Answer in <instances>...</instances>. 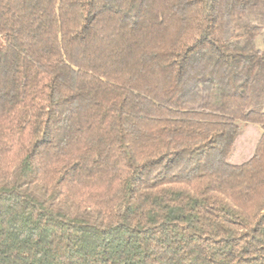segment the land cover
Instances as JSON below:
<instances>
[{"label":"trees","instance_id":"16d2710c","mask_svg":"<svg viewBox=\"0 0 264 264\" xmlns=\"http://www.w3.org/2000/svg\"><path fill=\"white\" fill-rule=\"evenodd\" d=\"M262 15L0 0V264H264Z\"/></svg>","mask_w":264,"mask_h":264},{"label":"rangeland","instance_id":"374dc122","mask_svg":"<svg viewBox=\"0 0 264 264\" xmlns=\"http://www.w3.org/2000/svg\"><path fill=\"white\" fill-rule=\"evenodd\" d=\"M264 26V15L256 22ZM257 45L264 49V31L258 39ZM262 128L257 124H244L240 134L236 138L233 150L228 157V162L233 165H241L249 161L255 153L256 146L261 138Z\"/></svg>","mask_w":264,"mask_h":264}]
</instances>
